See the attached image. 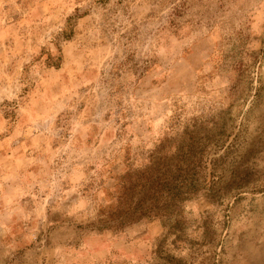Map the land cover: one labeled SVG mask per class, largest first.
<instances>
[{
    "label": "rangeland",
    "instance_id": "obj_1",
    "mask_svg": "<svg viewBox=\"0 0 264 264\" xmlns=\"http://www.w3.org/2000/svg\"><path fill=\"white\" fill-rule=\"evenodd\" d=\"M180 136L246 188L102 228L117 175ZM165 254L264 264V0H0V264Z\"/></svg>",
    "mask_w": 264,
    "mask_h": 264
},
{
    "label": "trees",
    "instance_id": "obj_2",
    "mask_svg": "<svg viewBox=\"0 0 264 264\" xmlns=\"http://www.w3.org/2000/svg\"><path fill=\"white\" fill-rule=\"evenodd\" d=\"M73 17H67L65 25L57 35L58 38L68 39L71 36L72 25L69 21ZM59 60L60 54L46 57L49 66H56ZM166 141L167 139L161 140L159 146L164 148L168 144L169 148L172 147L169 154L167 151L159 156L151 154L145 164L135 169L129 167L117 175L112 187L115 193L114 204L97 220L102 228L115 230L142 218L166 215L162 217L164 226L168 217L179 212L181 202L197 194L199 190L204 189L207 194L220 201L225 194H237L246 188L245 179L250 174L245 168L237 172L236 181L232 179L217 187L206 184L203 176L205 162L202 155L195 151L197 143L189 142L183 136ZM182 262L184 264L182 259L165 254L159 262L151 264Z\"/></svg>",
    "mask_w": 264,
    "mask_h": 264
}]
</instances>
